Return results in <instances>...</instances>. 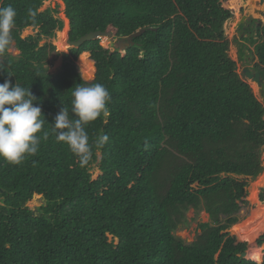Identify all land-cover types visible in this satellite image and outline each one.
I'll list each match as a JSON object with an SVG mask.
<instances>
[{
  "label": "trees",
  "instance_id": "trees-1",
  "mask_svg": "<svg viewBox=\"0 0 264 264\" xmlns=\"http://www.w3.org/2000/svg\"><path fill=\"white\" fill-rule=\"evenodd\" d=\"M46 1L0 0L17 13L12 45L0 53V83L29 87L49 132L21 164L0 158V264H264V256L243 259L249 244L228 232L247 205L249 179L264 187V105L236 72L224 36L241 20L230 19L238 2L60 0L72 42L145 30L122 55L100 40L56 53L49 41L63 22L57 9L40 12ZM28 28L37 33L22 38ZM254 56L264 77V42ZM59 57L60 70L49 73ZM80 57L88 58L90 82L77 70ZM95 83L111 99L86 127L92 156L82 165L51 124L70 107L76 84ZM102 135L108 140L97 149ZM98 155L100 175L92 180ZM258 189L251 188L256 201ZM38 197L44 204L35 214L28 203ZM258 198L264 203V189ZM190 211L208 221L187 243L176 233L189 227Z\"/></svg>",
  "mask_w": 264,
  "mask_h": 264
},
{
  "label": "clouds",
  "instance_id": "clouds-1",
  "mask_svg": "<svg viewBox=\"0 0 264 264\" xmlns=\"http://www.w3.org/2000/svg\"><path fill=\"white\" fill-rule=\"evenodd\" d=\"M16 15L11 5L0 7V53L12 45ZM30 15L34 19L35 14ZM0 70H3L2 66ZM71 97L70 107L62 106L55 115L51 132L58 142L68 146L83 165L92 156L86 127L101 114H106L111 96L103 84L95 83L76 84ZM45 123L42 108L36 103V97L29 87L7 79L0 83V158L19 165L27 156L36 155L41 139L47 140L49 137V132L44 130ZM107 140V135L100 136L95 147L101 148Z\"/></svg>",
  "mask_w": 264,
  "mask_h": 264
},
{
  "label": "rangeland",
  "instance_id": "rangeland-1",
  "mask_svg": "<svg viewBox=\"0 0 264 264\" xmlns=\"http://www.w3.org/2000/svg\"><path fill=\"white\" fill-rule=\"evenodd\" d=\"M235 2H238V6L236 7L235 4L236 3H232L235 6V11L232 12V17L233 19H235V21L238 18V13L237 11H239V8H243V12L244 15L247 17L252 18L253 20L256 19H264V4L262 6H254L252 4H248L242 1V0H235ZM47 9H52L58 10V14H56V18H58L59 20H61L63 22V29L60 32H57L55 34V38L50 40L49 42L52 44V46H54L55 48V52L58 54H67L68 51L70 50V46L67 43V38L69 35V22L68 20L65 18L64 15V5L60 0H48L46 2L43 3L42 7L40 8V12H43ZM264 23V20H262ZM241 22V20H240ZM240 22H237L236 26L233 28L231 26V29L224 31V36L227 38V40L230 42V46H229V50H228V56L229 58L236 63V72L241 76L242 79H244V81L249 85L253 95L257 98V100L264 105V95L260 96L259 94V89L257 88V92L254 91L252 88L254 85V83H252L251 80H247L246 78L243 77V71L244 70H248L251 73L253 71L252 70V66L254 64L251 63H246L243 64L242 61H239V53H238V49H237V45H235L234 43V30L236 29V27L239 25ZM66 27V30H64ZM37 32H33L32 28H28L25 29L24 31L21 32V37L22 38H26L28 36H33L35 35ZM63 38H62V36ZM60 38L62 39V41L60 42ZM244 44H246L248 46L249 51L254 52V48L256 46V44H254V41H250V40H243ZM254 44V45H252ZM66 45V49L65 50H60V48H62V46ZM100 46L105 49V50H110L111 52L116 48V46L107 38H102L100 39ZM10 52L12 53V55H17L18 52H16L13 48L10 50ZM248 53V52H247ZM123 55V53H121ZM247 56L251 57V55L247 54ZM246 56V57H247ZM245 57V56H244ZM89 58V55H88ZM88 58L84 60L83 57L78 58V60L75 62V65L77 67L78 72L81 74V77L84 81L90 82L93 80V77L91 79H89V74H91V69L88 66L89 65V61ZM246 61V59H245ZM254 63L256 64V58L254 60ZM62 66V60L61 58H57V59H53L50 64H49V73L54 74L57 71L60 70ZM94 76V75H93ZM252 87V88H251ZM261 160L263 161V166H264V148L261 150V155H260ZM100 162V155H98V161L96 164H94L91 168V175H92V180L97 179V177L100 175L99 171H98V165ZM261 176H264L261 175ZM258 182L259 180H250L248 181V187L246 189V197H245V202L247 203L246 206H244L240 212V222L239 224H237V226L234 228L232 227L231 229H229V234L236 236L237 238H239L242 241H246L248 248H247V259L248 260H252V255L253 254H259L260 253V249L263 250L262 252V257L264 256V246H258L257 245V241L258 239L264 234V203H261L259 201L258 195L260 193V190L264 189L260 188L258 189ZM256 185L257 189H258V195H257V201L254 200L252 194H251V188ZM44 204V201L41 199V197L38 198H33L31 202L28 203L29 208L36 214L37 209ZM193 213L190 211L187 214V220H191L193 219ZM208 221L207 217L201 213L199 216H196L195 219H193L189 225V227L187 229H183V230H179L176 233V236H178L179 238L183 239L185 242L187 243H191L194 240L195 234L196 232L198 233L197 230V224L198 223H206ZM248 240H253L251 241V243H249ZM253 261V260H252ZM262 261V259H261ZM261 261L259 263H261ZM255 262V261H254ZM258 263V262H257Z\"/></svg>",
  "mask_w": 264,
  "mask_h": 264
},
{
  "label": "flooded vegetation",
  "instance_id": "flooded-vegetation-1",
  "mask_svg": "<svg viewBox=\"0 0 264 264\" xmlns=\"http://www.w3.org/2000/svg\"><path fill=\"white\" fill-rule=\"evenodd\" d=\"M237 13L241 17V22L239 23V25L236 27V29L233 32L234 33V36H233L234 43L235 45H237L238 53L240 54V52H243L245 56L242 60V63L243 64H246V63L254 64L251 70L253 71L252 73H259L261 80L264 83V77L263 75H261L262 73L260 72V70H256L255 68L256 64L254 63V60H255L254 52L249 51L248 46L244 44L243 42V40H246V39L250 41H254V44H256V46L264 42V23L262 21L264 19L260 18V19L253 20L252 18L248 16L246 17L244 15L243 8H239V11H237ZM262 15H264V12ZM230 19H233V17ZM255 48H254V51H255ZM247 54L251 55V57L250 56L248 57ZM256 62H257V59H256Z\"/></svg>",
  "mask_w": 264,
  "mask_h": 264
},
{
  "label": "water",
  "instance_id": "water-1",
  "mask_svg": "<svg viewBox=\"0 0 264 264\" xmlns=\"http://www.w3.org/2000/svg\"><path fill=\"white\" fill-rule=\"evenodd\" d=\"M260 6L264 4V0H260ZM230 21L227 20V22ZM33 32H36V29L32 28ZM145 32V30H140L139 32H136L135 34H132L129 37L126 38H121V39H116L112 33L107 32V33H100V32H94V33H89L83 37H81L79 40L72 42L69 37L67 38V43L70 46V49H78L80 48L83 44L95 41V40H100L102 38H107L110 40L115 46L116 49L120 53L125 54V51L134 46V39L142 36V34ZM243 77L246 78L247 80H251L252 83L256 84L257 88L259 89V94L260 96L264 95V83L261 80L260 74L259 73H251L248 70L243 71ZM243 259H247V252L243 253L241 256ZM248 260V259H247Z\"/></svg>",
  "mask_w": 264,
  "mask_h": 264
},
{
  "label": "bare ground",
  "instance_id": "bare-ground-1",
  "mask_svg": "<svg viewBox=\"0 0 264 264\" xmlns=\"http://www.w3.org/2000/svg\"><path fill=\"white\" fill-rule=\"evenodd\" d=\"M257 6H258V3H257ZM62 36V35H61ZM62 38H63V36H62ZM64 39V38H63ZM62 41V39L60 38V42ZM66 49V45H64V46H62V48H60V50H65ZM252 88V87H251ZM254 91H256L257 90V86L256 85H254L253 86V88H252ZM257 92V91H256ZM262 252H263V250L262 249H260V253L258 254H253L252 255V260L253 261H255V262H260L261 261V259H262Z\"/></svg>",
  "mask_w": 264,
  "mask_h": 264
}]
</instances>
